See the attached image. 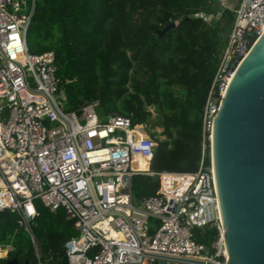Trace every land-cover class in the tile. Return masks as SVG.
<instances>
[{
    "label": "built area",
    "instance_id": "1",
    "mask_svg": "<svg viewBox=\"0 0 264 264\" xmlns=\"http://www.w3.org/2000/svg\"><path fill=\"white\" fill-rule=\"evenodd\" d=\"M219 1L216 18L229 9L234 19L205 102L209 137L230 77L264 33V0ZM35 2L0 0V210L17 215L38 251L35 199L53 210L64 206L78 230L66 242L70 264H144L152 254L226 264L212 156L206 165L203 152L194 172H162L159 191L135 203L133 177L153 173L156 142L128 115L103 117L98 101L80 113L65 108L55 52L28 48ZM203 225L218 229L211 246L193 236ZM0 248L7 256L13 246Z\"/></svg>",
    "mask_w": 264,
    "mask_h": 264
},
{
    "label": "trees",
    "instance_id": "2",
    "mask_svg": "<svg viewBox=\"0 0 264 264\" xmlns=\"http://www.w3.org/2000/svg\"><path fill=\"white\" fill-rule=\"evenodd\" d=\"M219 0H36L27 32L32 52L53 50L67 110L82 111L98 101L99 113L112 112L144 125L156 142L153 173L132 180L135 203L161 187L165 171L194 172L210 164L211 141L203 128L205 102L226 39L216 14ZM204 12L210 20L199 15ZM225 12H223V15ZM191 16V18H186ZM163 36L156 32L170 22ZM160 128V129H159ZM31 234L0 218V244L21 264H70L66 242L78 234L64 206L51 209L35 199ZM194 238L208 246L218 237L212 225L195 226ZM1 250V249H0Z\"/></svg>",
    "mask_w": 264,
    "mask_h": 264
},
{
    "label": "water",
    "instance_id": "3",
    "mask_svg": "<svg viewBox=\"0 0 264 264\" xmlns=\"http://www.w3.org/2000/svg\"><path fill=\"white\" fill-rule=\"evenodd\" d=\"M233 19L234 11L229 9L220 19L224 39ZM176 24L172 21L156 32L163 36ZM210 141L229 255L226 264H264V33L237 66L214 118ZM0 218L10 223L11 212L0 210ZM152 256L144 264H219ZM3 264L21 263L14 256Z\"/></svg>",
    "mask_w": 264,
    "mask_h": 264
},
{
    "label": "rangeland",
    "instance_id": "4",
    "mask_svg": "<svg viewBox=\"0 0 264 264\" xmlns=\"http://www.w3.org/2000/svg\"><path fill=\"white\" fill-rule=\"evenodd\" d=\"M237 1L236 0H229V5L230 6H233V4L234 3H236ZM66 105H67V102L64 104V106H65V108H66ZM143 128V127H142ZM160 129V128H159ZM144 131L146 132V134H148L147 133V130H146V128H144ZM4 257V256H6V253H5V250L4 249H1L0 250V257Z\"/></svg>",
    "mask_w": 264,
    "mask_h": 264
},
{
    "label": "bare ground",
    "instance_id": "5",
    "mask_svg": "<svg viewBox=\"0 0 264 264\" xmlns=\"http://www.w3.org/2000/svg\"><path fill=\"white\" fill-rule=\"evenodd\" d=\"M235 73V72H234ZM234 75V74H233ZM233 75H232V77H233ZM232 77H230V80L232 79ZM226 90H227V88H226ZM226 90H225V92H224V95H225V93H226ZM213 126H214V123H213ZM211 136H212V133H211ZM0 249H2V248H0Z\"/></svg>",
    "mask_w": 264,
    "mask_h": 264
}]
</instances>
